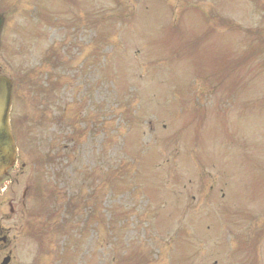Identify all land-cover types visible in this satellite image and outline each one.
<instances>
[{
    "label": "rangeland",
    "instance_id": "1",
    "mask_svg": "<svg viewBox=\"0 0 264 264\" xmlns=\"http://www.w3.org/2000/svg\"><path fill=\"white\" fill-rule=\"evenodd\" d=\"M0 14L17 147L0 217L16 209L19 249L24 193L35 236L20 264H264V0Z\"/></svg>",
    "mask_w": 264,
    "mask_h": 264
},
{
    "label": "water",
    "instance_id": "2",
    "mask_svg": "<svg viewBox=\"0 0 264 264\" xmlns=\"http://www.w3.org/2000/svg\"><path fill=\"white\" fill-rule=\"evenodd\" d=\"M3 18L0 16V31ZM12 84L5 78L0 77V178L13 167L16 149L9 127V111L11 107Z\"/></svg>",
    "mask_w": 264,
    "mask_h": 264
},
{
    "label": "flooded vegetation",
    "instance_id": "3",
    "mask_svg": "<svg viewBox=\"0 0 264 264\" xmlns=\"http://www.w3.org/2000/svg\"><path fill=\"white\" fill-rule=\"evenodd\" d=\"M0 186H2V184ZM2 190L6 191L5 188H3ZM23 197H24V195H22V203L20 204L21 208H20L19 217L21 220L23 219L26 222V217L24 215L25 214L24 213L25 212V204L23 202V199H24ZM9 207H10L9 215L4 217V218L0 217V264H20L21 262L19 260H21V259L20 258L18 259V256H19L18 252H21V258H22L25 256L24 251H32L33 249L30 246H28V243L32 244L34 239H35V236L31 230L25 231L26 227L24 225V222H21L22 224H18L19 225L18 231L21 228L24 231H23V235L19 239L24 237L25 234H28L29 237L27 239H24L25 242H24L23 246L19 247V249L15 246V239H17V235L12 236L14 228L13 227L5 228L2 226V221L12 220L13 216H15L16 209L14 210L13 207L11 209L10 205H9ZM15 259H18V260H15Z\"/></svg>",
    "mask_w": 264,
    "mask_h": 264
},
{
    "label": "trees",
    "instance_id": "4",
    "mask_svg": "<svg viewBox=\"0 0 264 264\" xmlns=\"http://www.w3.org/2000/svg\"><path fill=\"white\" fill-rule=\"evenodd\" d=\"M89 176V175H88ZM88 180H89V177H88ZM71 212V211H70Z\"/></svg>",
    "mask_w": 264,
    "mask_h": 264
}]
</instances>
